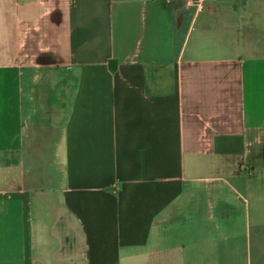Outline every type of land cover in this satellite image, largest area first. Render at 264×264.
Returning <instances> with one entry per match:
<instances>
[{"label":"crops","instance_id":"obj_1","mask_svg":"<svg viewBox=\"0 0 264 264\" xmlns=\"http://www.w3.org/2000/svg\"><path fill=\"white\" fill-rule=\"evenodd\" d=\"M241 215L264 0H0V264H235Z\"/></svg>","mask_w":264,"mask_h":264},{"label":"rangeland","instance_id":"obj_2","mask_svg":"<svg viewBox=\"0 0 264 264\" xmlns=\"http://www.w3.org/2000/svg\"><path fill=\"white\" fill-rule=\"evenodd\" d=\"M261 222H264V218H255L253 215L237 218L236 225L229 227L230 230L225 234L229 240L225 241L226 250H220L222 261L264 264V226Z\"/></svg>","mask_w":264,"mask_h":264}]
</instances>
